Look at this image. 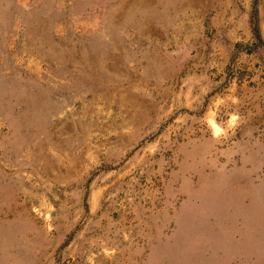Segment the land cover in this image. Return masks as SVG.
Wrapping results in <instances>:
<instances>
[{"label":"rangeland","instance_id":"rangeland-1","mask_svg":"<svg viewBox=\"0 0 264 264\" xmlns=\"http://www.w3.org/2000/svg\"><path fill=\"white\" fill-rule=\"evenodd\" d=\"M253 5L0 0V264H264Z\"/></svg>","mask_w":264,"mask_h":264},{"label":"trees","instance_id":"trees-1","mask_svg":"<svg viewBox=\"0 0 264 264\" xmlns=\"http://www.w3.org/2000/svg\"><path fill=\"white\" fill-rule=\"evenodd\" d=\"M253 16H251V30L253 33V36L255 37V39L257 40L258 43H260L261 45H264V42L262 41L261 35H260V31H259V27H258V23H257V19L254 18V15L256 16V8L253 5Z\"/></svg>","mask_w":264,"mask_h":264},{"label":"crops","instance_id":"crops-1","mask_svg":"<svg viewBox=\"0 0 264 264\" xmlns=\"http://www.w3.org/2000/svg\"><path fill=\"white\" fill-rule=\"evenodd\" d=\"M259 29H260V27H259ZM260 31V30H259ZM260 33H261V31H260ZM261 35V37H262V34H260ZM263 39V38H262ZM263 41H264V39H263Z\"/></svg>","mask_w":264,"mask_h":264}]
</instances>
